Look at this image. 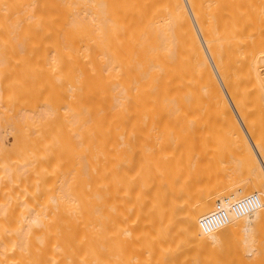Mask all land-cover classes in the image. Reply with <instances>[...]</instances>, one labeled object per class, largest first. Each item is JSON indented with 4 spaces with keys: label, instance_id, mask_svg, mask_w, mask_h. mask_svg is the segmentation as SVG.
<instances>
[{
    "label": "bare ground",
    "instance_id": "bare-ground-1",
    "mask_svg": "<svg viewBox=\"0 0 264 264\" xmlns=\"http://www.w3.org/2000/svg\"><path fill=\"white\" fill-rule=\"evenodd\" d=\"M0 264H264V0H0Z\"/></svg>",
    "mask_w": 264,
    "mask_h": 264
},
{
    "label": "built area",
    "instance_id": "built-area-1",
    "mask_svg": "<svg viewBox=\"0 0 264 264\" xmlns=\"http://www.w3.org/2000/svg\"><path fill=\"white\" fill-rule=\"evenodd\" d=\"M260 200L256 196H251L242 202H239L234 205V210L238 214H242L248 210H252L260 206Z\"/></svg>",
    "mask_w": 264,
    "mask_h": 264
}]
</instances>
